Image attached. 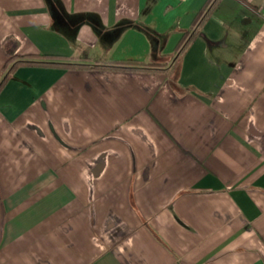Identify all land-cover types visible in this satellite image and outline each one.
<instances>
[{
  "label": "crops",
  "instance_id": "obj_1",
  "mask_svg": "<svg viewBox=\"0 0 264 264\" xmlns=\"http://www.w3.org/2000/svg\"><path fill=\"white\" fill-rule=\"evenodd\" d=\"M208 2L0 0V72L82 65L0 89V264H264V0Z\"/></svg>",
  "mask_w": 264,
  "mask_h": 264
},
{
  "label": "trees",
  "instance_id": "obj_2",
  "mask_svg": "<svg viewBox=\"0 0 264 264\" xmlns=\"http://www.w3.org/2000/svg\"><path fill=\"white\" fill-rule=\"evenodd\" d=\"M213 0H209L208 4H212ZM203 11L200 12L199 16H198V20H202L203 18ZM197 20V19H196ZM190 33V31H187L184 34V37L181 39V41L179 42L178 51H181L183 48L186 47V45L188 44V42L190 41V38L187 37V33ZM43 56V55H41ZM84 56L87 58L89 55L87 52L84 53ZM47 58H53V56H44ZM32 64H40V65H57V66H64V67H79L82 66L81 64L78 63H71V62H60V61H55L54 59H30L29 56L27 55H11L10 58L7 60V62L5 63V65L2 68V71L0 72V89L3 86V84L5 83L6 79L9 77V75L19 66L21 65H32ZM143 66L146 65V63H142L140 61L137 60H132V59H125V60H121V61H117L115 63L114 67H134V66ZM94 66H106V65H94Z\"/></svg>",
  "mask_w": 264,
  "mask_h": 264
}]
</instances>
